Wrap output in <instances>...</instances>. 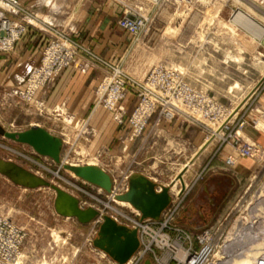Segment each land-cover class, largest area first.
Wrapping results in <instances>:
<instances>
[{
    "label": "rangeland",
    "instance_id": "1",
    "mask_svg": "<svg viewBox=\"0 0 264 264\" xmlns=\"http://www.w3.org/2000/svg\"><path fill=\"white\" fill-rule=\"evenodd\" d=\"M236 12L261 25L264 0H186L155 9L150 31L143 32L134 45L127 33L128 45L118 58L104 57L73 33V40L91 54L78 50L70 67L80 73L95 69L98 74L91 89L94 101L85 115L71 113L64 106L52 109L44 104L40 108L38 104L43 101L36 97L25 100L13 95L6 83L21 61L16 49L5 56L11 73L0 70V124L17 134L41 128L51 139L38 149L18 138L0 136V160L37 179L34 183L19 182L0 168V207L26 228L31 237L29 246L37 242L44 244V250L50 240H55L56 264H63L60 256L66 260L64 264H144L146 260L152 264H187L181 254L189 253V259L199 253L204 245L201 238L210 231L218 257L210 264L220 259L233 262L236 242L229 236L235 222L248 216L247 207L264 187V161L241 157L230 143L239 136L241 141L264 147V29L259 31L247 20H238ZM55 21L61 28L70 23L66 17ZM31 30L24 44H40L42 49L48 37ZM166 69L180 70L184 82L204 97V107L192 110L184 99L169 98L165 93L168 81H147L153 73L164 76ZM105 77L123 85V98L112 109L105 104L112 88H107L104 96L98 95ZM208 100L221 106L223 113ZM147 101L154 104V110L135 115ZM166 102L171 103L170 116L164 113ZM242 120H247L244 129L238 125ZM198 133L202 140L195 143ZM230 155L232 165L226 164ZM198 158L201 161L196 163ZM241 160H246L249 171L234 187L229 181L219 187L209 180L215 168L233 170ZM87 166L107 176L109 190L71 168ZM134 174L155 183L156 192L168 188L171 201L158 218H142L139 209L120 199L129 192ZM204 182L208 192L202 189ZM181 188L178 198L174 190ZM61 193L75 201L79 210L94 211L95 216L83 220L61 212L57 206ZM107 216L137 231L139 247L126 263H119L95 245ZM145 226L166 237L168 244L147 234ZM63 241L67 244L62 245Z\"/></svg>",
    "mask_w": 264,
    "mask_h": 264
},
{
    "label": "built area",
    "instance_id": "2",
    "mask_svg": "<svg viewBox=\"0 0 264 264\" xmlns=\"http://www.w3.org/2000/svg\"><path fill=\"white\" fill-rule=\"evenodd\" d=\"M85 1L87 0H0V55L11 54L17 43L31 34V29L48 37L41 50L40 61L37 64L29 65L25 74L14 73L7 81L6 86L12 87L11 93L13 95L25 100L35 99L39 90L51 86L65 68L72 66L79 55L78 50L82 49L91 54L89 50L83 49L72 38L74 33L72 27L73 12L80 8L81 3ZM114 1L122 8V16L118 19V26L133 37L132 45H134L137 40L139 41V37L143 32L148 33L150 31L149 22L155 9L180 5L186 0ZM57 17H66L70 23L66 25L67 27L61 28L59 22L57 24V21H55ZM159 71L162 72V70ZM157 80L168 81L165 93L169 98L178 96L184 99L192 110L203 106L191 97L192 93L196 97H199L200 94L184 82L180 70L166 69L164 76L159 74L156 76L153 73L147 79L151 83ZM170 82H176L177 85L175 86ZM122 86L120 80L113 81L110 77H105L100 82L98 87L99 96H104L105 90L112 88V92L105 102L108 108L112 109L118 100L123 98ZM169 104L171 105L169 102L165 104L167 110L164 109V113L166 112V114L169 112ZM38 106L40 108L44 107V103L40 102ZM144 109L147 111H144ZM153 110L154 104L147 101L146 104L143 103V106L137 108L135 115L150 113ZM246 124L247 120L238 121L240 129H244ZM230 143L233 148L240 152L241 157L254 158L257 162L264 161V147L257 142L241 141L239 136H235ZM231 158L233 157L230 155L227 159ZM114 194L115 197L118 196L116 192ZM143 229L152 236L150 233L153 230L150 231L148 226L143 227ZM30 239L31 237L26 228L16 223L0 207V264H56L59 256L57 251L53 252L54 246H56L55 240H50L43 250L44 244L40 245L39 243L38 245L37 242H34L32 247L29 246L28 241ZM52 244L54 245L51 246ZM66 244L65 241L62 242V245ZM60 259L63 260V264L66 262L63 256H60Z\"/></svg>",
    "mask_w": 264,
    "mask_h": 264
},
{
    "label": "crops",
    "instance_id": "3",
    "mask_svg": "<svg viewBox=\"0 0 264 264\" xmlns=\"http://www.w3.org/2000/svg\"><path fill=\"white\" fill-rule=\"evenodd\" d=\"M121 15L122 8L114 0H87L73 12L72 27L76 37L86 44H90L98 53L103 54L106 58H118L122 50L127 47L129 39L127 32L117 25V20ZM42 41L44 42V39L41 40V43ZM24 42V40L18 42L15 47L21 64L17 66V69H13L11 77L14 73L25 74L29 65L37 64L40 61L42 50L40 44L38 47H28ZM5 56L7 55H0V70L6 69L11 73V69L7 67ZM96 72L97 70L90 69L87 73H80L70 67L65 70L56 83L39 90L36 98L42 100L47 107L52 109L64 106L71 113L88 114L94 101V92L91 89L98 80ZM7 74L6 72L4 77ZM5 80L6 78L2 83ZM192 133L196 134L193 128ZM195 136V143H199L202 140L201 133ZM200 161L201 158H198L196 163ZM214 170L213 174H210L209 180L215 181L219 187L225 181H229L232 188L241 182L244 175L248 173L249 167L246 160H241L236 169H228L226 172L219 171L217 168ZM202 189L205 192L209 191L207 182L203 183Z\"/></svg>",
    "mask_w": 264,
    "mask_h": 264
},
{
    "label": "bare ground",
    "instance_id": "4",
    "mask_svg": "<svg viewBox=\"0 0 264 264\" xmlns=\"http://www.w3.org/2000/svg\"><path fill=\"white\" fill-rule=\"evenodd\" d=\"M235 18H238V20L242 22L247 20V23L253 25L259 31H263L264 29L263 28L264 23H260L262 26L258 25L249 16H246L245 14H243V12L242 13L236 12ZM191 97L195 98L197 103H199L201 106L202 104L203 105L205 104V99L201 94L199 97H196L195 94L192 93ZM208 103H211V105L214 106L215 109L218 110V112L223 113L222 112L223 108L221 106L219 107V106L213 105L212 102H210V100H208ZM172 113H173V110H169V112H167L168 116H170ZM134 120L137 121L136 118ZM226 121L227 123L229 122L228 120H225V122ZM214 135L216 137L217 134L214 133ZM233 161H234L233 158L227 159L226 164L232 165ZM0 168L2 170L10 172L13 178H15L19 182L34 183L35 181H37L35 177L30 175L25 170H22L18 167H13L9 165V163L1 161V160H0ZM178 177L180 178L181 175H179ZM184 186L186 185L183 184V187ZM181 191H182V188L181 190H178V191L174 190V193L177 195L178 198H179V194ZM254 200H255L254 203L252 205L250 203L249 207H247L250 210V213L247 210L248 216L244 218H240L235 222L234 230L229 236V237H232L233 242H236L235 243L236 247L234 249L235 250L234 257L232 258L233 262L232 261H231L232 263H230V261L225 262L220 259V260H217L214 264H262L264 262V241H263L264 236H262L264 235L263 234V231H264V187L259 191V194L255 195ZM57 206L61 212L68 213V214L75 213V214H78L82 218H85V217L88 218L93 215V211L85 212V211H81L77 209L75 201H73L70 197H68L64 193L60 194L58 198ZM151 232L152 233L150 234L152 235L154 239L159 238V240L163 243V245L168 244V239L166 237L164 238V236H159L154 231H151ZM211 233L212 232L209 231L205 233L206 235L204 238L203 237L201 238V241L203 242L204 245L199 253H195L191 255L189 259L187 255L189 253H186V255L181 254V256L183 255V258L185 259L187 264H210L212 259L214 260L218 259V257H216L217 247L215 246L214 240L211 238L212 237ZM228 242L231 243V240H229ZM128 264H131V261H129Z\"/></svg>",
    "mask_w": 264,
    "mask_h": 264
},
{
    "label": "water",
    "instance_id": "5",
    "mask_svg": "<svg viewBox=\"0 0 264 264\" xmlns=\"http://www.w3.org/2000/svg\"><path fill=\"white\" fill-rule=\"evenodd\" d=\"M0 136H6L11 139L18 138V140L26 141L35 145L38 149H41L42 146L48 143V141L49 143L51 141V139H48L47 134L41 128H33L29 132L17 134L8 132L1 124ZM9 165L17 167L13 164ZM71 168L79 176L99 183L106 190L110 189L111 183L106 181L107 176L104 175L102 171H99L91 166ZM155 187V183L145 176L141 174H134L130 179L129 192L123 196H120V199L129 201L137 209H139L142 213V218H158L162 211L169 205L171 197L168 193V188L164 187L161 192H156ZM75 215L83 220L90 218H82L78 214ZM92 216H95L94 211ZM95 245L106 251L119 263H126L138 249L139 239L136 230L131 231L128 228L117 224V222L107 216L100 227L98 237L95 239ZM144 264L152 263L150 260H146Z\"/></svg>",
    "mask_w": 264,
    "mask_h": 264
}]
</instances>
